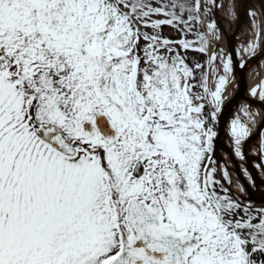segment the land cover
Segmentation results:
<instances>
[{"label":"snow or ice","instance_id":"snow-or-ice-1","mask_svg":"<svg viewBox=\"0 0 264 264\" xmlns=\"http://www.w3.org/2000/svg\"><path fill=\"white\" fill-rule=\"evenodd\" d=\"M221 10L232 0H0V264H264V205L242 198L255 114L229 126L243 180L214 143L264 13L234 52Z\"/></svg>","mask_w":264,"mask_h":264},{"label":"bare ground","instance_id":"bare-ground-1","mask_svg":"<svg viewBox=\"0 0 264 264\" xmlns=\"http://www.w3.org/2000/svg\"><path fill=\"white\" fill-rule=\"evenodd\" d=\"M244 10V3L241 0V2L236 5V10L234 11V15L231 17L225 18V14L223 10L220 11L218 15L221 17L220 24L222 27H225L226 29H229L232 24L238 20V18L241 16L242 12ZM252 11H256L258 17L261 15L262 10L261 6L258 0H254L252 4ZM251 22V17H249L244 24H242L235 33L234 36V46L237 49H242L244 46H246L247 42L251 39V29L249 27ZM220 43H222V38L220 40ZM242 59L247 62L248 67V78H247V84H246V94L250 95V97L246 98L243 97L234 107L232 110L230 116L227 118L225 127H224V134H223V141L226 145V147L232 151L230 144H231V138L228 135L229 132V126L231 121L234 118H239L242 122L248 123L249 117L245 113L244 109L248 108L250 111L255 114V125H251L252 127V133L251 138L246 142V148H247V158L246 161L243 162L246 164L252 175L255 177V183L254 184H248V182L245 180V186L252 189V190H264V173L260 171V169L256 168V165L259 164L258 156L255 153V147L260 137V129L264 127V103L259 101L258 93L256 97H253L251 95V90L253 88L259 89L262 85V82L264 80V52H258L257 56L255 58H249V56L245 53H242ZM240 75L237 71L234 75V78L231 83L228 84L227 90L224 93L225 99L222 105L223 106L228 102V100L231 98V96L236 91L238 84H239ZM219 159L223 160L227 158L225 152L219 151L218 155ZM242 162L237 161L236 159H231V163L229 164V171L232 173V180L233 185L235 184V181L237 176H240V178L243 180L242 173H237L236 169L237 166L240 165Z\"/></svg>","mask_w":264,"mask_h":264},{"label":"water","instance_id":"water-1","mask_svg":"<svg viewBox=\"0 0 264 264\" xmlns=\"http://www.w3.org/2000/svg\"><path fill=\"white\" fill-rule=\"evenodd\" d=\"M260 3V6L262 3H264V0H258ZM244 10L240 16V18L229 28L226 29L225 27L223 28V43L225 45V48H231L234 52L236 51V47L234 46V36L236 33V30L245 23V21L249 18L248 13L252 9V4L253 0H244ZM262 13H264V7H262ZM234 63L236 64L235 71L239 72L240 79H239V84L234 92V94L231 96L229 99L228 103L223 107L221 114L218 117V138L215 141V147L216 150L219 151V148L223 149L229 157H232V159H235L232 156V151H230L225 143L223 142L222 139V131L224 129V125L226 122V119L230 116L232 110L234 109L235 105L243 98V97H250V95L246 94V84H247V78H248V67L246 66L245 68H240L238 65L240 63L239 58L234 59ZM262 128L260 129V131ZM259 144V141L257 142L256 146ZM246 154H247V148L245 146ZM248 156V154H247ZM258 156V155H257ZM259 159V156H258ZM239 161V160H237ZM259 163H262V161L259 159ZM261 171V170H260ZM237 173H240V168L239 165L237 166ZM246 187V186H245ZM246 193L247 195L243 196L242 198L245 199L248 202L251 203H264V190H252L248 187H246Z\"/></svg>","mask_w":264,"mask_h":264},{"label":"rangeland","instance_id":"rangeland-1","mask_svg":"<svg viewBox=\"0 0 264 264\" xmlns=\"http://www.w3.org/2000/svg\"><path fill=\"white\" fill-rule=\"evenodd\" d=\"M236 0H232V4H233V9L235 10L236 9ZM221 47H224L223 46V44L222 45H220ZM225 48V47H224ZM197 56V54L196 53H189V57H190V61H191V58L192 57H196ZM197 58H200V59H203L202 57H197ZM262 131H264V129L262 130Z\"/></svg>","mask_w":264,"mask_h":264},{"label":"flooded vegetation","instance_id":"flooded-vegetation-1","mask_svg":"<svg viewBox=\"0 0 264 264\" xmlns=\"http://www.w3.org/2000/svg\"><path fill=\"white\" fill-rule=\"evenodd\" d=\"M216 130H217V128H216ZM219 178V177H218Z\"/></svg>","mask_w":264,"mask_h":264}]
</instances>
